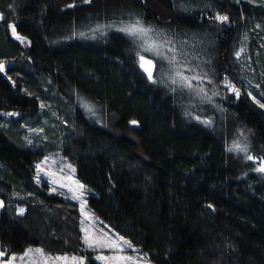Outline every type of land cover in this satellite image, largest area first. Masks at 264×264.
I'll list each match as a JSON object with an SVG mask.
<instances>
[{"label":"trees","instance_id":"1","mask_svg":"<svg viewBox=\"0 0 264 264\" xmlns=\"http://www.w3.org/2000/svg\"><path fill=\"white\" fill-rule=\"evenodd\" d=\"M0 14V252L91 253L77 204L35 179V162L58 149L87 207L151 264H264V172L227 147L242 128L264 158V2L0 0ZM133 18L209 69L219 106L206 120L149 80L132 40L107 25Z\"/></svg>","mask_w":264,"mask_h":264},{"label":"rangeland","instance_id":"2","mask_svg":"<svg viewBox=\"0 0 264 264\" xmlns=\"http://www.w3.org/2000/svg\"><path fill=\"white\" fill-rule=\"evenodd\" d=\"M251 2H264V0H249ZM1 15V14H0ZM136 19L128 20V21H115L107 24L113 28L119 29L124 26V24L132 23ZM141 20V19H140ZM145 26H150L155 29L156 32L149 33L144 37H129L134 43V50L137 57V62L139 64V58L137 53L140 55H146L147 57L152 58L155 61V68L153 70V80H160L161 83L168 89L169 92H173L177 97L182 100L183 106V96L185 98L186 107H188L190 112H198V116L200 119L203 115L209 112L212 109H217L219 104L213 103V95L210 93L209 89H207V81L212 79V76L209 72V69H205L202 65H197L195 61L192 60L190 62L189 58L186 57V54L183 52V45L175 40V37L171 32L164 29L163 27H159L154 23H148L144 20H141ZM11 25V24H9ZM101 26L99 29H103L106 27L105 21L98 24ZM10 32L13 37L16 38V35H13V32L10 28ZM166 34L173 41V46L179 50L177 61L179 67L176 69L178 71L184 72L188 76L199 75L201 77H205L203 79H194L192 80L193 88L189 89L187 87L182 86L177 77V83L173 84L171 79L169 78L173 74V65L169 64L166 61H161L156 58L151 52H146L145 48L153 47L159 40L160 35ZM17 39V38H16ZM20 40V39H18ZM200 73H198V69ZM188 69H192V71H188ZM206 74V76H205ZM224 84V81L222 82ZM225 86V85H224ZM175 89V91H173ZM203 89V91H200ZM225 91H229L225 86ZM211 94V95H209ZM77 101L81 108H84L85 111L89 114H93L96 110L95 102L91 99L87 98L83 94L77 95ZM5 116L13 115L12 112L4 113ZM196 115L194 117L196 118ZM220 115V114H219ZM203 120H206L203 117ZM28 133H33L32 129L28 131ZM35 138H38V134L34 132V138L29 140L32 142ZM238 143L242 147H247V152L244 151H236L233 149V144ZM251 141L249 137V133L245 129H235L231 130V134L227 135V147L229 149H233L234 154L241 153V155L253 157V159H248L251 161V165L254 170L259 171L258 169L264 166V158L257 157L250 153ZM236 152V153H235ZM39 165V168H37ZM35 179L39 181V183H45L48 186V190L51 192L59 193L63 198L74 201L78 207L79 213V230L81 233V241L84 249L90 250V254H77V253H54L45 251L41 246L37 245H29L23 251L19 252H10L4 253L3 256H0V264H8L9 260L13 256H15V260L12 261V264H41L40 257L38 254L33 251V254L30 257H25L24 260H21V256L25 253L26 249H43V253L45 256L49 258L48 264H63L61 260H56V257H76L77 259L83 258V264H109L108 261L96 259L97 256H105L110 257L116 254L115 250H111L107 247L105 248H89L85 243L86 234L92 237L100 236L103 233V236L108 238L109 240H116L123 245L124 251L120 254L131 256L134 259H138L141 261V264H151V262L144 256L137 245L132 243L128 238L116 232L110 226H108L105 222H103L99 217L95 215L86 205V193L87 190L83 186L82 188L79 185H83L75 176L73 166L61 155L58 149H50L45 151L43 156L35 162ZM262 172V171H259ZM73 195L76 196L73 199ZM1 202V201H0ZM1 205V203H0ZM23 209L22 207H18L20 211ZM123 237L124 241L130 243L131 247L128 244H123L122 241H119V238ZM2 252V251H1ZM92 262V263H91ZM69 264H71V260H69Z\"/></svg>","mask_w":264,"mask_h":264},{"label":"snow or ice","instance_id":"3","mask_svg":"<svg viewBox=\"0 0 264 264\" xmlns=\"http://www.w3.org/2000/svg\"><path fill=\"white\" fill-rule=\"evenodd\" d=\"M2 15H0V19H2ZM217 20L220 21H227L228 17L227 16H220L217 15L216 17ZM11 28L13 35H16L17 39H22L17 33L14 25H9ZM101 26L97 25L96 29H93L92 31H97L99 30ZM118 31L123 32L125 35L136 38V37H144L147 36L149 33H154L156 32L155 29L151 28L150 26H145L142 21L137 18L134 22L124 24V26L120 27ZM83 35V33H81ZM157 35H160L157 33ZM146 52H151L156 58L160 59L161 61H166L169 64L173 65V74L169 77L171 79V82L173 84L177 83V77L179 78L180 83L182 86L187 87L189 89L193 88L192 85V80L194 79H203L205 77H201L199 75L195 76H188L184 72L176 70L179 67L177 57L179 53V50L173 46V41L170 37H168L166 34L160 35V40L153 46V47H146L145 48ZM139 57V63H140V68L147 74L149 80H153V69L155 68V65L153 63L152 59H147L145 58L144 55H140L137 53ZM237 56L240 55L238 52L236 54ZM4 64L0 62V72L4 71ZM188 71H192V69H188ZM206 76V74H205ZM155 82V81H153ZM225 86L228 88V90L232 91L235 93L236 96H239V89L235 87V85L231 84V82H226ZM175 91V89H173ZM200 91H203V89H200ZM251 95V93H249ZM255 99V97H253ZM258 102V101H257ZM260 107L264 108V104H261ZM197 120L200 119L199 116L196 117ZM204 123H210V121H203ZM132 124H136L137 121L133 120L131 121ZM233 149L236 151H244L247 152V147L246 146H241L238 143L233 144ZM233 149H229L230 151ZM248 159H253V157L248 156ZM37 168H39V165H37ZM259 171L264 172V166L260 167L258 169ZM80 188L83 187V185H79ZM73 199L76 198L75 195L72 197ZM23 212V209L20 210ZM119 241H122L123 244H128L129 247H131L130 243L127 241H124L123 237L119 238ZM85 243L88 245L89 248H109L111 250H115L116 254L110 257H105V256H97L96 259L99 260H105L108 261L109 264H141V261L138 259H134L131 256L127 255H122L124 251L123 245L119 243L116 240H109L108 238L103 236V233H101L100 236L92 237L86 234L85 236ZM33 251H35L36 254L39 255L41 264H48L49 258L44 255L43 249H26L25 253L21 256V260L23 261L25 257H30L33 254ZM4 253L0 252V256H3ZM56 260H61L63 264H69V260H71V264H83V258L77 259L76 257H56L54 258ZM15 260V256L9 260L8 264H12V261Z\"/></svg>","mask_w":264,"mask_h":264},{"label":"water","instance_id":"4","mask_svg":"<svg viewBox=\"0 0 264 264\" xmlns=\"http://www.w3.org/2000/svg\"><path fill=\"white\" fill-rule=\"evenodd\" d=\"M145 56V58H147V59H152V58H150V57H147L146 55H144ZM139 58V57H138ZM153 60V59H152ZM153 63H154V65H155V61L153 60ZM139 67H140V63H139ZM154 70V69H153Z\"/></svg>","mask_w":264,"mask_h":264}]
</instances>
